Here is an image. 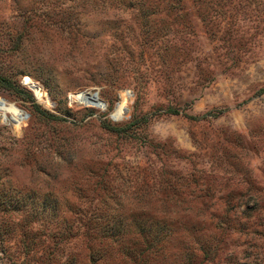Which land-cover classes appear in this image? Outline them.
<instances>
[{"label": "rangeland", "instance_id": "obj_1", "mask_svg": "<svg viewBox=\"0 0 264 264\" xmlns=\"http://www.w3.org/2000/svg\"><path fill=\"white\" fill-rule=\"evenodd\" d=\"M2 100L21 115L0 110V264H264V0H0ZM44 195L64 224L159 211L171 235L136 263L49 245Z\"/></svg>", "mask_w": 264, "mask_h": 264}, {"label": "trees", "instance_id": "obj_2", "mask_svg": "<svg viewBox=\"0 0 264 264\" xmlns=\"http://www.w3.org/2000/svg\"><path fill=\"white\" fill-rule=\"evenodd\" d=\"M137 126V122H130L122 128H115L109 124L103 125L102 127L109 132H115L119 135ZM42 198L43 199L39 201L35 196L29 197L30 202L27 204L28 216L29 222H37L39 225L38 230L43 237L42 242H47L49 245L57 243V240L81 235L89 242L91 241V243L107 246L110 250H112L111 248H115L114 253L134 263L137 258L142 259L146 256L153 257L158 253H162V247L171 235V228H169L168 224L164 221L167 218L165 212L160 214L162 217L160 220L162 221H159L157 218L160 217L158 216L160 213L159 211H152L150 213H147L148 211L140 212L139 214H141L140 216H142V218L140 221L134 219V228H131L130 224L125 223L121 218L117 219L119 217L112 215L110 212H105V219L102 214L97 212L90 213V216H86L85 214L77 216L78 219L74 226L73 224H64L63 222L66 218H62L56 209L49 204V201L46 200V195ZM5 207L6 210L11 209L9 201H5ZM75 228L76 231L74 230ZM29 229L33 230L34 228L31 225ZM80 229L83 230L78 233ZM36 234L39 233L35 230L30 233L29 237L32 241H35ZM0 236L1 246L4 238L7 236L6 230L1 229V227ZM25 239L26 237L23 240ZM101 249L96 250L89 248V264H100L102 256L98 253ZM104 250H106V248ZM68 264L73 263L69 262Z\"/></svg>", "mask_w": 264, "mask_h": 264}, {"label": "bare ground", "instance_id": "obj_3", "mask_svg": "<svg viewBox=\"0 0 264 264\" xmlns=\"http://www.w3.org/2000/svg\"><path fill=\"white\" fill-rule=\"evenodd\" d=\"M25 83L28 84V86L31 88V90L33 91V93L36 95V97L38 98V100L40 102H42V103L48 102L47 95L42 93L40 86L35 81L31 80L29 77H25ZM78 97L89 99L92 102H94L95 104H98L100 106L103 105L102 104L103 102H101L100 98L98 96H96L94 93H92L91 96L88 94L87 95L79 94ZM0 109L6 113H11V114L15 115L20 119L21 112L18 108L14 107L12 105H9V104L7 105V104L3 103L2 101H0ZM122 113H124V104L119 103L115 107V110L113 112V116L120 117Z\"/></svg>", "mask_w": 264, "mask_h": 264}, {"label": "built area", "instance_id": "obj_4", "mask_svg": "<svg viewBox=\"0 0 264 264\" xmlns=\"http://www.w3.org/2000/svg\"><path fill=\"white\" fill-rule=\"evenodd\" d=\"M2 101H3V100H2ZM3 103H5V104H7V105L9 104V103H6L5 101H3ZM9 105H10V104H9ZM11 105H12V104H11ZM0 110H1V109H0Z\"/></svg>", "mask_w": 264, "mask_h": 264}, {"label": "water", "instance_id": "obj_5", "mask_svg": "<svg viewBox=\"0 0 264 264\" xmlns=\"http://www.w3.org/2000/svg\"><path fill=\"white\" fill-rule=\"evenodd\" d=\"M96 95V94H95Z\"/></svg>", "mask_w": 264, "mask_h": 264}]
</instances>
